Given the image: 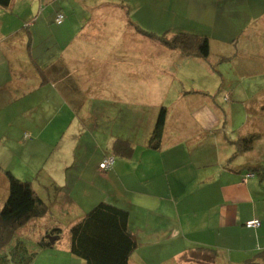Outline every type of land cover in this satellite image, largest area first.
Instances as JSON below:
<instances>
[{
  "label": "crops",
  "instance_id": "0c3cea01",
  "mask_svg": "<svg viewBox=\"0 0 264 264\" xmlns=\"http://www.w3.org/2000/svg\"><path fill=\"white\" fill-rule=\"evenodd\" d=\"M37 1L0 7V210L8 171L29 181L49 205L33 222L34 241L60 228L53 210L77 215L69 229L88 206L105 202L129 214L137 240L129 264H206L193 258L198 248L215 250L212 264H242L264 254V177H246L249 168L264 170V0H87L83 6L71 0L65 2L73 6L60 4L56 12L38 11ZM135 5L137 16L149 12L164 33L207 37L208 59H184L151 39L156 53L128 55V29L138 33V42L145 37L137 32L143 25L131 19ZM59 13L63 22L52 25ZM120 56L122 70L102 69ZM95 72L102 74L96 80ZM161 107L167 111L161 146L151 150L147 143ZM126 109L137 126L140 115H149L144 134L135 125L126 130ZM117 124L123 126L118 131ZM61 129L51 163V156L23 158L20 148L48 146L43 142L54 136L47 134ZM248 135L258 136L252 149L233 155V142ZM85 138L94 159L80 163L86 168L68 187L61 176L78 167ZM115 139L129 141L133 152L116 156L101 172L98 165L113 155ZM22 166L42 175L27 178ZM253 219L260 226L247 228ZM31 264L85 263L69 253L68 241H55Z\"/></svg>",
  "mask_w": 264,
  "mask_h": 264
},
{
  "label": "trees",
  "instance_id": "16d2710c",
  "mask_svg": "<svg viewBox=\"0 0 264 264\" xmlns=\"http://www.w3.org/2000/svg\"><path fill=\"white\" fill-rule=\"evenodd\" d=\"M11 3L12 0H0V7L7 8ZM58 15L62 16L63 22L64 15L60 13ZM137 32L159 46L177 51L184 59L207 60L209 57L210 47L207 37L184 32L155 35L145 32L138 26ZM166 117V108L161 107L147 143L151 150H158L161 146ZM24 138H28V135L24 134ZM257 139L256 135L239 137L233 142L235 147L233 155L249 152ZM111 151L113 155L106 156L99 165L110 157L113 158V164L116 156L128 158L133 152V145L127 140L115 139ZM113 164L107 170L100 169L99 165L98 169L105 172L110 170ZM248 170L252 173L248 172L246 177H252L253 174L264 177L262 167ZM5 175L8 179V195L0 210V264H31L44 245L51 246L45 235L55 234L58 242L62 230L61 228L46 229V233L40 235L38 241L31 239V234L38 231L36 223L33 222L48 212L49 205L35 193L29 181L19 180L8 171ZM55 190L58 191L60 188ZM128 219L129 214L125 209L105 202L96 204L68 229L69 253L85 264H129V258L137 248V240L128 226ZM193 258L212 264L216 261V252L208 248H198L193 253ZM242 264H264V254H259Z\"/></svg>",
  "mask_w": 264,
  "mask_h": 264
},
{
  "label": "rangeland",
  "instance_id": "374dc122",
  "mask_svg": "<svg viewBox=\"0 0 264 264\" xmlns=\"http://www.w3.org/2000/svg\"><path fill=\"white\" fill-rule=\"evenodd\" d=\"M49 1H51L52 4L49 3ZM65 1H71V0H38L37 2H34V4L37 5L38 11H41L42 9H45V8L48 7L49 9H52L54 12H56L57 11L56 8H59L60 4H63L66 7H67V5L73 6L72 3L67 4V2H65ZM109 1L110 2H108V3H114L115 2V0H109ZM87 2H88L87 0H76V3L79 6H83ZM132 2L137 5V0H132ZM18 3L20 4L21 0H18ZM136 5L133 6L134 11L132 12V18H131L133 23H135L136 26H137V22L141 23L143 25V27L141 29L144 30L145 32H149L150 33L151 30H154L155 31L154 33L156 35H162V33H164V32H162L163 30L161 31V30L158 29L156 18L151 16V14L149 12H144V13L142 12L141 14L138 15L139 16L138 17L137 16V6ZM60 14L63 15V13H60ZM56 16H57V14L55 15V18H56ZM53 24L56 25L55 19H54V23H52V25ZM25 26L27 27V25H25ZM39 28H40V26H39ZM128 31L131 33V34L128 33L131 36V39L130 38H126V42H125V44H126V53H128V55H130L132 53L133 56H134V53H136V55H137V52H139L141 54H143V53L151 54V52L152 53H156V48H153L154 45H153V43H151L149 41L150 39H147L145 37H141V41H139L141 44H139V42L137 41V37H136V36H138V33L136 34V31L133 28H129ZM156 32H158L160 34H158ZM113 45L114 44H112V41L108 43V46H110V47H113ZM116 46H118V44H115L114 47H116ZM113 52H115V50H113ZM124 57L120 56V57L111 59V61H109L110 62L109 65L108 66H106V64L103 65L102 69L108 68L109 70H113V69L116 68V69L122 70V68L120 67L121 64H119V61H120V59L121 60L124 59ZM126 59H127V63H128L129 61H131L133 59V57H129L128 56ZM114 62L116 64L113 65ZM125 62H126V60H125ZM127 63H126V68H132V66H129L128 65L129 63L128 64ZM101 75L102 74L100 72H95V74H94L95 80H96L97 77H100ZM94 84H96V83L94 82ZM142 111L146 112V111H149V109L147 108V109H144ZM140 117H141L140 124L137 126V116H134L130 112L129 109H126V112H124V119H125L124 124H125L126 130H128L130 132L131 128L134 127L132 125H135L136 126L135 131L139 130L140 134H144L146 132V127H147V124L149 122V118H148L149 115H140ZM2 127L3 126L1 124L0 128H2ZM103 127H106V126H103ZM122 127L123 126L117 124V125L114 126V129L116 131H118ZM62 129H64V126H62ZM62 129L58 131V134H57V132L56 133L50 132L49 134H47L48 136H54V138H51L49 140L46 139L43 142V143L48 144V146H44L43 147V144L41 142H38V143H35L33 146H29V149L27 148V150H24L23 148H20V150H23L25 152V156L23 158L29 159L30 162L33 161V160L47 161L50 158V156H51V160H50V163H51L53 161V159H54V156H52V155H54V154H52V151H54L55 146L57 145V142L60 139V135L62 137V135L64 133V132H62ZM65 130H66V128L64 129V131ZM65 133L67 134V131ZM69 133H70V131H68V136H69ZM135 139H137V138H135ZM84 141H85V145H83L82 151L80 153L76 152L77 159H78V162H79V164L77 165L78 167L67 168L65 170V172L63 173V175L61 176L63 182L67 181L68 187L71 186L70 180H72L73 178H75V177H77L79 175V173L77 172V171H80L79 168H81V169H85L86 168V167H82L80 165V163L82 162L83 165H84L85 161H89V160L94 159V156H93L94 153L90 149V146H88L89 140L85 138ZM135 143H137V140H136ZM14 144H16V142H14ZM86 144H87V147H86ZM17 148H19V147H17ZM89 150H91V151H89ZM30 154H32L33 156L30 157ZM16 163L17 162L15 161V165H16ZM13 165H14V163H13ZM21 169L26 174L27 178L31 177V176L35 177L37 175L38 176L42 175L40 172H32V173H30L23 166L21 167ZM84 176H87V173L83 174V178H84ZM69 182H70V184H68ZM96 187H98V186L96 185ZM95 205L96 204H94V206ZM94 206H88L90 208H86L85 213H87ZM61 208L66 211V207H61ZM57 209L59 210V208H57ZM52 212H53L52 215L54 217H58L59 218L58 221L57 220L56 221L61 223L60 224V228L62 230V236H61V239L58 241V244L61 245V244H63V243L68 241V229H67V226H66L67 222L70 221V220H73L77 215L74 212H70V211H66L64 213H60V212H58L56 210H53Z\"/></svg>",
  "mask_w": 264,
  "mask_h": 264
},
{
  "label": "built area",
  "instance_id": "2783aa9c",
  "mask_svg": "<svg viewBox=\"0 0 264 264\" xmlns=\"http://www.w3.org/2000/svg\"><path fill=\"white\" fill-rule=\"evenodd\" d=\"M56 23L57 24H60L62 22V16L61 15H58L56 17ZM113 164V158L110 157L108 159H106L105 161H103L100 165H99V168L102 169V170H107L109 169ZM251 176V175H250ZM260 225L259 223V220L258 219H253V220H250L248 222L245 223V226L247 228H257L258 226Z\"/></svg>",
  "mask_w": 264,
  "mask_h": 264
},
{
  "label": "water",
  "instance_id": "95a60500",
  "mask_svg": "<svg viewBox=\"0 0 264 264\" xmlns=\"http://www.w3.org/2000/svg\"><path fill=\"white\" fill-rule=\"evenodd\" d=\"M45 239L49 242V244L52 245L57 240V237L52 235H46Z\"/></svg>",
  "mask_w": 264,
  "mask_h": 264
}]
</instances>
